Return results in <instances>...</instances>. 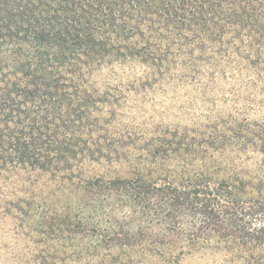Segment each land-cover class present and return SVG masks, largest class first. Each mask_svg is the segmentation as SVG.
Listing matches in <instances>:
<instances>
[{
  "label": "trees",
  "instance_id": "16d2710c",
  "mask_svg": "<svg viewBox=\"0 0 264 264\" xmlns=\"http://www.w3.org/2000/svg\"><path fill=\"white\" fill-rule=\"evenodd\" d=\"M8 179L0 264H264V0H0Z\"/></svg>",
  "mask_w": 264,
  "mask_h": 264
},
{
  "label": "rangeland",
  "instance_id": "374dc122",
  "mask_svg": "<svg viewBox=\"0 0 264 264\" xmlns=\"http://www.w3.org/2000/svg\"><path fill=\"white\" fill-rule=\"evenodd\" d=\"M108 71H104L101 73V75H99L98 77V80H104L105 77L107 78L109 76V74L107 73ZM121 72V70L119 68H116L115 73H119ZM20 177H23V178H28L29 179V182L30 183H26V186H25V189L28 190V191H32V184H35L34 182V179L33 178H30L28 177L27 175L23 174V175H20ZM15 179V178H13ZM15 180H18V179H15ZM15 184L14 181L12 180H7L6 182H1V185H6L10 188H5L3 190H0V194H5V195H8L10 198H13L14 195H11L13 193H15V191L19 190L20 188L18 189H14L13 185ZM30 188V189H29ZM17 194H20V193H16ZM2 204L0 203V206ZM178 264H214L213 262V257L212 256H201L200 254H191V255H187V256H184Z\"/></svg>",
  "mask_w": 264,
  "mask_h": 264
}]
</instances>
